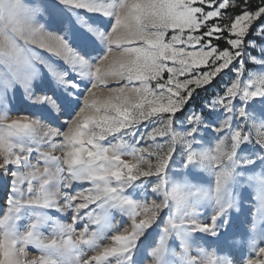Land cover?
I'll list each match as a JSON object with an SVG mask.
<instances>
[{
  "label": "rangeland",
  "instance_id": "374dc122",
  "mask_svg": "<svg viewBox=\"0 0 264 264\" xmlns=\"http://www.w3.org/2000/svg\"><path fill=\"white\" fill-rule=\"evenodd\" d=\"M92 2L97 6H107L115 4L116 0ZM24 3L35 10V22L42 24L48 33L61 35L72 48L89 53L83 63H72L45 49L25 45L27 65L0 60V118L27 116L38 122V127L18 131L10 137L20 148L32 149L30 159L36 168L26 166L20 182L28 180L29 187L38 191L40 184H31L33 177L41 178L46 169L55 176L60 166L38 163L40 151L61 154L58 147L53 150L42 142L40 128L52 126L63 131L67 121L82 106V98L94 81L92 65L98 62L108 46L105 36L114 23V16L66 4L63 0H24ZM252 28L253 24L239 49L231 48L234 52L239 51L240 55L209 84L197 88L210 86L215 79L220 85L206 91L209 97L201 107H194L197 104L196 89L183 109L172 116V123L164 122L167 115L164 114L103 141L105 146L118 145L119 157L128 165H137V174L140 167H147L152 162L155 168L159 161L173 152L164 177L149 176L122 182L113 180V187L123 188L117 193L119 200L102 198L95 202L82 210V217L74 226L79 229L89 225L91 243L68 252L30 246L27 250L29 259L44 254L54 256L57 264H88L91 257L113 243V235L124 229L134 231L133 225L144 218L145 206L153 202L161 206L166 204L167 208L144 230L130 252L111 257L106 264H245L247 259L256 255L258 247L264 246V200L261 199L264 197V143H261L264 139V94L249 100L237 95L232 99L231 111L226 102H220L221 98L228 99L227 89L237 80L242 88L256 91L258 85L249 82L264 79V26ZM249 33L258 39L245 40ZM45 96L51 99L42 100L41 97ZM241 108L246 113L243 117L239 114ZM194 115L198 120L191 119ZM225 121L228 127L222 128ZM156 127L159 131L153 135L157 138L152 140L149 132ZM193 128L196 130L190 136ZM238 130L249 138L241 140L235 147L232 136ZM189 151L196 154V159L186 164ZM117 166L123 168V165ZM18 167L9 165L8 170ZM222 171H232V175L217 196L216 179ZM124 175H128L127 168H124ZM64 179L72 182L69 176ZM160 179L165 181L164 186L158 192L153 191V185L159 184ZM22 186L25 188V200L31 199L27 196V182ZM89 187H92L91 181L79 179L74 180L70 188L57 181L49 185V189L58 196H62L63 191L75 194ZM16 195L13 177L0 171V219L7 213L8 200ZM121 201L131 203L121 204ZM220 209L224 211L217 219L216 235L196 228L198 224L210 223ZM73 215L71 208L62 211L26 205L18 213L19 219L15 223L17 230L22 231L38 216L46 217L37 227L43 241L53 238L63 241L67 237L75 240L78 230L61 232L62 226L72 222ZM170 221L176 227L166 231ZM156 249H160L158 255L154 254Z\"/></svg>",
  "mask_w": 264,
  "mask_h": 264
},
{
  "label": "snow or ice",
  "instance_id": "6c2138e0",
  "mask_svg": "<svg viewBox=\"0 0 264 264\" xmlns=\"http://www.w3.org/2000/svg\"><path fill=\"white\" fill-rule=\"evenodd\" d=\"M63 2L113 15L114 23L105 36L108 45L105 53L92 65L94 81L83 96L80 109L67 121L63 131L52 126L40 128L42 142L53 150L58 147L61 154L40 151L38 163L60 166L55 176H51L46 169L41 178L33 177L31 184H40L38 191L29 187L28 180H23L27 182V196L31 199L25 200V188L20 179L26 166L36 168L30 159L32 149L20 148L10 137L18 131L38 127V122L27 116L0 118V129H3L0 132V171L13 177V190L17 193L8 200L7 213L0 219V264H57L52 255L43 254L29 259L28 248L35 246L41 249L43 246L68 252L79 245L91 243L89 225L79 229L74 226L81 219L82 210L95 202L102 198L115 202L119 200L117 193L122 192L123 188L113 187V180L122 182L149 176L164 177L173 152L159 161L155 168L152 162L147 167H140L137 174V165H128L119 157L118 145L105 146L103 141L124 129L164 114H167L164 122L172 123V116L183 109L191 94L209 84L240 55L239 51L234 52L227 47L221 49L214 41L225 39L232 49H239L250 26L264 16V5H261L254 11L246 10L234 18H228L222 9L235 6V0H116L115 4L107 6H97L92 0ZM35 15V10L26 6L24 0H0V60L27 65L29 60L25 45L45 49L66 62L83 63L88 59L86 50L77 51L63 36L48 33L42 24L35 22ZM220 17L224 18V22L217 19ZM249 83L258 85L256 91L242 88L237 80L227 89L228 99L225 101L221 98L220 102H226L231 111L232 99L237 95L249 100L264 94V79ZM41 99L48 101L51 98L45 96ZM239 114L241 117L246 115L244 108L240 109ZM191 119L196 121L198 117L194 115ZM221 127H228V122L225 121ZM195 130L193 128L189 135ZM156 131H159L157 127L149 132L150 139L157 138L153 135ZM248 138L242 130H238L232 136L233 145L236 147L241 140ZM261 143H264V139ZM195 159L196 154L189 151L186 164L193 163ZM9 165L20 167L9 171ZM117 165H123V168ZM124 168H127V177ZM231 175L232 171H222L217 176V196ZM65 176L71 177L72 182L66 181ZM76 179L91 181L92 187L75 194L63 191L62 196L49 189L53 181L63 182L64 187L70 188ZM164 183L160 179L159 184L153 185V191L158 192ZM261 199L264 200V197ZM26 205L62 211L73 209L72 222L62 226L61 232L66 229L78 230L76 239L67 237L63 241L56 238L43 241L37 231L38 225L46 219L41 216L18 231L15 221ZM145 207L144 218L133 225L135 230L129 232L124 229L113 235V243L91 257L88 264H106L109 258L130 252L144 230L157 220L167 205L153 202ZM223 211L218 210L210 223L198 224L196 228L216 235L217 219ZM172 227L176 226L170 221L166 231ZM159 252L160 249H156L154 254L158 255ZM245 264H264V246L258 247L256 255L247 259Z\"/></svg>",
  "mask_w": 264,
  "mask_h": 264
},
{
  "label": "trees",
  "instance_id": "16d2710c",
  "mask_svg": "<svg viewBox=\"0 0 264 264\" xmlns=\"http://www.w3.org/2000/svg\"><path fill=\"white\" fill-rule=\"evenodd\" d=\"M264 5V0H235V6H231L227 9H222V12L225 13V15L228 18H234L236 15L241 14L243 11H254L259 6ZM221 20V22H224V18L220 17L217 18ZM264 26V16H261L259 20L255 21L253 23V30L257 27ZM254 32V31H253ZM225 35H228V33H225ZM250 39H258L257 36H254V34H248L246 36L245 40ZM214 43L219 44L221 49L227 47L231 49V45L227 43L225 39H219L215 40ZM220 85L217 83V79H215L210 86H207L203 89H197L195 94V99L197 101V104L194 107H201V105L204 103L205 99H207L209 96H207V90L210 88H218Z\"/></svg>",
  "mask_w": 264,
  "mask_h": 264
}]
</instances>
